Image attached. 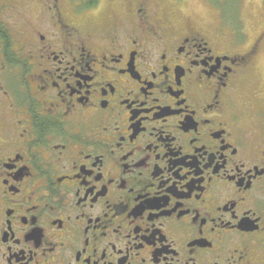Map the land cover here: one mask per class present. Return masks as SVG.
<instances>
[{
	"label": "flooded vegetation",
	"instance_id": "1",
	"mask_svg": "<svg viewBox=\"0 0 264 264\" xmlns=\"http://www.w3.org/2000/svg\"><path fill=\"white\" fill-rule=\"evenodd\" d=\"M185 2L0 0V264H264L260 43Z\"/></svg>",
	"mask_w": 264,
	"mask_h": 264
},
{
	"label": "rangeland",
	"instance_id": "2",
	"mask_svg": "<svg viewBox=\"0 0 264 264\" xmlns=\"http://www.w3.org/2000/svg\"><path fill=\"white\" fill-rule=\"evenodd\" d=\"M183 10L191 22L214 28L227 52L242 55L254 43H260L248 65L251 69L242 74L236 98L247 101L257 90L263 93L260 98L264 101V0H186ZM238 112L246 121L254 119L256 111L240 107Z\"/></svg>",
	"mask_w": 264,
	"mask_h": 264
}]
</instances>
